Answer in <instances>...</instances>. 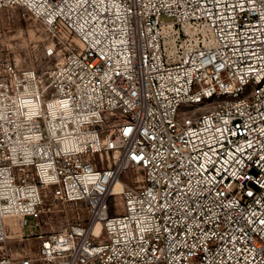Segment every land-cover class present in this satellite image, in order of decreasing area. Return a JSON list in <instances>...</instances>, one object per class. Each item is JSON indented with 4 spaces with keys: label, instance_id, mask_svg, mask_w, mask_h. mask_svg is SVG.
<instances>
[{
    "label": "built area",
    "instance_id": "2783aa9c",
    "mask_svg": "<svg viewBox=\"0 0 264 264\" xmlns=\"http://www.w3.org/2000/svg\"><path fill=\"white\" fill-rule=\"evenodd\" d=\"M2 7L49 61L0 63V264H264V0Z\"/></svg>",
    "mask_w": 264,
    "mask_h": 264
},
{
    "label": "rangeland",
    "instance_id": "374dc122",
    "mask_svg": "<svg viewBox=\"0 0 264 264\" xmlns=\"http://www.w3.org/2000/svg\"><path fill=\"white\" fill-rule=\"evenodd\" d=\"M164 18L171 20L168 16ZM48 41L47 31L33 17L16 8H0V63L12 60L17 61L22 67H28L48 62L49 60L44 58V48ZM52 206H55L58 212L53 218L42 221V228L47 231L67 226L74 220V212L78 210V205L75 207L74 204L60 201H55ZM29 241L37 240L34 237L30 239L25 237L23 242H14L12 239L9 246L16 250L15 244H28Z\"/></svg>",
    "mask_w": 264,
    "mask_h": 264
},
{
    "label": "bare ground",
    "instance_id": "6f19581e",
    "mask_svg": "<svg viewBox=\"0 0 264 264\" xmlns=\"http://www.w3.org/2000/svg\"><path fill=\"white\" fill-rule=\"evenodd\" d=\"M121 184H122V183H120V184L117 186V188H119ZM66 204H68V203H66ZM75 207H76V205H75ZM78 208H79V206H78ZM98 226H99V225H98ZM97 229H98V227H97ZM46 231H47V230H46ZM48 231H50V230H48ZM23 240H24V239H21L19 242H23ZM22 245H26V244H22Z\"/></svg>",
    "mask_w": 264,
    "mask_h": 264
}]
</instances>
